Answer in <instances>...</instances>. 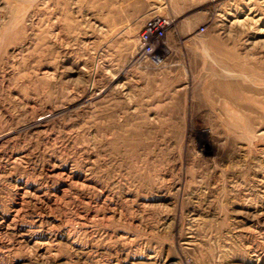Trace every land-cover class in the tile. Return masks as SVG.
Listing matches in <instances>:
<instances>
[{"label":"rangeland","instance_id":"obj_1","mask_svg":"<svg viewBox=\"0 0 264 264\" xmlns=\"http://www.w3.org/2000/svg\"><path fill=\"white\" fill-rule=\"evenodd\" d=\"M0 264H264V0H0Z\"/></svg>","mask_w":264,"mask_h":264},{"label":"built area","instance_id":"obj_2","mask_svg":"<svg viewBox=\"0 0 264 264\" xmlns=\"http://www.w3.org/2000/svg\"><path fill=\"white\" fill-rule=\"evenodd\" d=\"M167 25V20L162 17H153L145 21L138 34L142 54L151 55L154 53L156 46L165 36ZM199 30L203 31L204 28L201 26Z\"/></svg>","mask_w":264,"mask_h":264}]
</instances>
